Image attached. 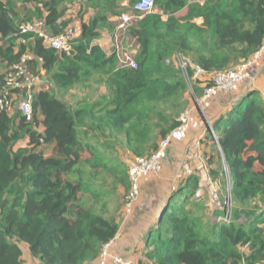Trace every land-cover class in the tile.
<instances>
[{
	"label": "trees",
	"instance_id": "obj_1",
	"mask_svg": "<svg viewBox=\"0 0 264 264\" xmlns=\"http://www.w3.org/2000/svg\"><path fill=\"white\" fill-rule=\"evenodd\" d=\"M135 1L121 6L118 0H0V93L7 70L24 55L31 57L30 71L39 76L43 71L52 87L32 95L29 122L18 110H0V264H25L19 244L41 264L95 263L121 221L106 216V202L99 209L87 206L84 195L105 198L102 176L110 173L121 175L129 190L118 150L123 146L130 153L127 167L154 153L184 122L178 110L187 85L165 61L180 54L204 72L191 83L199 99L209 76L243 64L263 45L264 0H154L153 12L140 19L132 10ZM76 3L80 33L69 54L44 45L38 35L19 33L21 24L43 20L49 36L61 34ZM86 6L97 11L88 22ZM185 8L184 17H174ZM126 13L138 19L127 29L136 43V68L119 66L115 49L108 54L96 44L99 31L110 24L107 17ZM196 18L201 28L190 23ZM85 81L106 89L97 105L72 109L57 98L55 89ZM247 90L232 93L210 124L216 142L207 132L198 141L207 178L220 185L227 184L224 174L228 178L229 223L223 210L213 214L221 217L217 223H204L200 205L191 202L198 176L182 175L144 238L154 264H264V100ZM101 104L104 109L95 111ZM168 107L178 111V119L169 116ZM24 139L27 148L14 150Z\"/></svg>",
	"mask_w": 264,
	"mask_h": 264
},
{
	"label": "rangeland",
	"instance_id": "obj_2",
	"mask_svg": "<svg viewBox=\"0 0 264 264\" xmlns=\"http://www.w3.org/2000/svg\"><path fill=\"white\" fill-rule=\"evenodd\" d=\"M119 4H121V6H127L128 4V0H118ZM81 8V6L76 3L74 5H71L67 15H66V19H70L71 22V27L73 29V34H74V38L78 37V33H80V22L78 21V15L77 12L79 11V9ZM98 8L103 9V6H99ZM85 9L87 10V14L84 17V20L86 22H88L91 18H93L95 16V14L97 13V11L95 9H92L91 7H85ZM101 11V10H100ZM187 13V8L181 10L180 12L176 13L174 15V17L176 18H180V17H184ZM130 18H131V23L128 26H125L124 28H119V21L116 20V27H115V31H114V35L112 37V42L108 41L109 40V32L108 29L104 30L103 27L100 30V36L99 39L96 41V44H98L100 47L103 48H107L110 45L112 46L111 48L115 49L116 54H117V61H118V65L122 66V62L125 60V57H128L130 59L133 58V56L135 55L137 49H136V43L135 41L133 42L134 44L131 45V40L129 39L128 41V28L130 26H134L136 24V21H138V19L136 18V16H134L131 13H126ZM108 16V14H107ZM107 18H111V17H107ZM114 20V18H112ZM162 19L164 21H166L167 17L165 15L162 16ZM75 22V23H74ZM180 26L185 27L187 22L184 21H179ZM191 24L198 26V27H202V20L200 18H196L194 20H192L190 22ZM188 23V24H190ZM107 24H104V26H106ZM103 26V25H102ZM109 26V25H107ZM119 30V31H118ZM191 33L193 34V32L191 31ZM108 34V35H107ZM203 34V38L204 40H206L208 43L210 41V36L208 34V32L205 34V32H201L200 35ZM192 36V35H190ZM191 41L194 42L195 41V37H191ZM112 43V44H111ZM195 43V42H194ZM102 45V46H101ZM177 55L180 54H174L170 59H168L167 61H165V65H170L174 68H177V64L175 61V57ZM187 60H189V57H185ZM126 66V65H125ZM189 74H190V80L185 81L186 85H187V90L185 93V98L183 101V106L178 110L179 111V116L182 117V120L188 123V125L190 126L191 123H197L198 127H200L201 129H206V121H209V119L206 116V111L207 109H209L212 105V101H211V105L210 107H208L206 110H204L203 112L201 111L199 104H198V98H196V96L193 93V90L191 89L192 86V81L199 79V77H197L195 75L196 73V69L194 64H192L191 59L189 60ZM178 69V68H177ZM4 72L6 71L5 69L3 70ZM41 78V83H42V88L38 87L37 89L39 90H48L51 87V84L48 80V78L45 77L44 72ZM258 76H260V78H263L264 76V66L261 68V70L258 72V74L256 75L255 78H257ZM255 80V79H254ZM253 80V81H254ZM201 87V86H200ZM46 88V89H45ZM57 98L62 100L65 104H67L69 107H71L72 109H77L80 106H86L87 104H95L97 105L100 101L101 96H107V92L106 89L104 88L103 85L100 84H95L91 81H85L83 83L77 84L75 86H72L66 90H57L55 89ZM217 98H220L222 100V102H229L230 100H232L234 97V95L232 93H219L217 95ZM21 101V100H19ZM18 101V102H19ZM14 105L17 106V102L15 101V104L13 103V105L10 107L9 109V113L12 114L14 112V110H16V108H14ZM105 107L104 104L98 105L95 107V111L101 112V110H103ZM166 108V107H165ZM178 111L177 113H175L173 110H171L170 107H168V114L169 116H171L174 119H178ZM195 121V122H194ZM155 122H158V119H155ZM165 123H161L162 126ZM27 140L24 139L20 142H18L15 147L14 150L19 149V148H27L26 145ZM196 144L194 143H184L182 145V150L184 151V158L181 157V160H176L175 162H171L169 164H167L166 168L162 167L164 169L165 174L168 176L172 175L173 172L178 174L182 173V166L183 164L187 163L189 165V167L191 168V171L195 172L198 176V178H196L197 180L195 181V183H193L191 185V190H193L194 195L193 198L191 199V202L193 204H198L200 205L201 210L198 213V216L200 218H202V220L204 221V223H207L209 220L211 223H217L221 217L220 216H214V212L223 210L225 211V205L226 202H228L229 204V191H230V186L228 183V178L226 179V175L224 174L225 177V181L227 180V184L225 185H220L218 182H214L211 179L207 178V170L205 169V167H201V164L199 165V160H201V156H202V151H201V147L200 146H195ZM120 147V146H119ZM148 154H144L142 157L147 156ZM117 158L119 157L121 159L122 162L125 163V168L126 164L131 160V156L130 153L123 148L118 150V154L116 156ZM119 159V160H120ZM164 162V161H163ZM202 164L203 160L201 161ZM122 169V167H121ZM162 169V170H163ZM223 169L224 172L226 173V166L223 163ZM162 172V171H161ZM170 172H172L171 174H169ZM160 174H158L157 176H152V177H156L158 178ZM104 176V175H103ZM102 176V178L104 180H106V186L103 187L104 190L107 191V196L105 198L102 199H90L89 194H85L84 195V203L89 206V207H93V209H99V206L106 202V216L107 217H114L118 220L122 221L126 218V216L128 214H130L129 212L126 211V209L123 207V204L125 203V197L128 193V188L124 187V184L121 183L120 181V176H118L117 178H113V173L107 174L104 177ZM201 179V180H200ZM199 180L201 182H199ZM98 181V179H97ZM114 184V185H113ZM96 190H101L99 187ZM168 194H166V196L161 199V201L165 200V198L167 197ZM140 197V196H139ZM138 201V200H137ZM93 203V204H91ZM230 205V204H229ZM134 206V205H133ZM223 218V217H222ZM156 219V214L154 215V217L146 219L142 222L144 223H149L150 221L153 222ZM211 219L213 220V222L211 221ZM243 221V220H241ZM148 224L144 227L145 229L148 228ZM144 235L139 237V241L138 243L133 242L134 240L131 241V243L127 244L126 247H124L123 252H121V250L115 251L113 249L114 244L112 245V247H110V253L112 255H117L122 257L123 259H126L128 261L131 262V264H154L153 260L150 259L149 257H147L146 253L148 252V249L146 248V245L144 243ZM136 243V244H135ZM20 248L22 250V255H23V259L25 261V264H41L40 261L38 259L32 258L30 257L29 253H28V249L26 246L19 244ZM243 251H246L245 249H242ZM93 264H96L93 263Z\"/></svg>",
	"mask_w": 264,
	"mask_h": 264
},
{
	"label": "built area",
	"instance_id": "obj_3",
	"mask_svg": "<svg viewBox=\"0 0 264 264\" xmlns=\"http://www.w3.org/2000/svg\"><path fill=\"white\" fill-rule=\"evenodd\" d=\"M132 10L140 14V17H138V19H140L142 16L153 12L154 0H136L132 6ZM118 21L119 28L121 29L130 25L131 18L127 14H123L119 17ZM19 33L38 35L43 38L44 45L66 54L70 53L72 42L75 39L71 26L65 28L64 31L57 36H49L47 32H45L43 20H33L32 22L21 24L19 27ZM30 58L31 57L27 55L22 56L18 63L7 70L4 78V87L0 93V110L7 109L9 111L10 107L13 103L15 104L16 101L17 106L14 105V108L20 112L26 122L31 120L30 102L32 95L39 90L37 88L41 85V77L30 71L27 62ZM124 59L125 60L122 62L123 65L136 68V64L132 59L128 57H125ZM175 61L181 76L188 82V80H190L188 75L189 60L181 55H177ZM263 66L264 41L261 49L243 64L238 65L232 70L215 73L208 77L210 85L203 84L202 95L198 99L201 111L203 112L210 107L212 98L217 93H236L239 91L241 85L251 83ZM195 69V75L199 77V79H202L204 72L196 66ZM22 93H24L23 98L19 96ZM188 129V123L183 122L181 126L172 130L166 137L160 140L157 150L154 153L147 157L137 158L129 163L127 166V174L130 184L124 205L127 212L130 213L132 211L133 205L139 199L141 180L146 176H157L161 173L163 161L166 158L168 149L174 144L183 142L186 138ZM205 132H207L216 142V136L212 131L209 121H206V129L200 134L202 135L200 136L201 138L204 136L203 134H205ZM198 141L199 140H197L196 143H198ZM191 174L192 171L189 165L187 163L183 164L181 175ZM200 180L199 182H201ZM225 208L223 221L229 223L230 212L228 202H226ZM113 243L114 242L112 241L103 247L96 260V264H131L130 261L110 253V247H112Z\"/></svg>",
	"mask_w": 264,
	"mask_h": 264
},
{
	"label": "crops",
	"instance_id": "obj_4",
	"mask_svg": "<svg viewBox=\"0 0 264 264\" xmlns=\"http://www.w3.org/2000/svg\"><path fill=\"white\" fill-rule=\"evenodd\" d=\"M114 18V20L112 19ZM119 17H111L108 18V22L110 24H108L109 26H103V29L106 30L108 28H110L108 30L109 32V40L110 42H112V37L114 35V31L116 30V20L118 21ZM75 23V22H74ZM71 26V25H69ZM119 31V30H118ZM46 32V31H45ZM101 31H99L100 34ZM79 35V33H78ZM128 41L129 39L131 40V45L134 44V40L128 36ZM112 44V43H111ZM102 46V45H101ZM112 46L110 45L107 48H103L108 54L111 52L110 50ZM43 74V71L41 72V75ZM40 87L42 88V83L40 85ZM247 88H249V90L251 89L252 91H257L259 92L260 96L262 97V99L264 100V76L263 78H260V76H258L257 78H255L254 81H252L249 84H245V85H241L239 91L237 92L238 95H243L245 92H247ZM46 89V88H45ZM220 93V92H219ZM217 93L213 98H212V105L209 109H207L206 111V116L209 119L210 124L213 122V120L215 119V116L217 115L218 112H220L225 106L226 103L222 102V100L220 98H217L218 94ZM195 122V121H194ZM41 129H39L40 131ZM202 132H204L203 129H201L200 127H198L197 123H191V125L189 126V129L187 131V135L185 140L183 141L184 143H196L197 140H199L202 136L200 135ZM204 135V134H203ZM27 140V139H26ZM183 142L178 143V144H174L172 145L166 154V158L163 162V167L166 168L167 164L171 163V162H175L176 160H181V157H185L184 155V151L181 149ZM27 144V142H26ZM199 142L196 143L195 146H198ZM199 162V165L201 164V167H204L203 164L201 163V160L197 161ZM164 168V169H165ZM163 169V168H162ZM164 169L162 170V172L160 173L159 177H152V176H146L141 180V187H140V197L138 199V201L134 204L132 212L130 214H128L126 216V218L122 221L118 234L116 236V238L113 240V249L115 251L121 250V252L125 253L123 250L124 247H126L127 244L131 243L132 240H134L133 242L138 243L139 241V237L146 236L148 229L150 228V226H152L153 222H149V223H144L142 221L152 218L154 217V215L156 214V217L158 215V213L160 212L161 208L164 206L165 201L168 197L165 198V200L161 201V199L163 198V196L166 194L170 193V190L172 189V187L174 186V184L181 178V174H178V172L174 173L172 175H166L164 172ZM172 172H170L169 174H171ZM164 196V197H165ZM149 225L148 228H144L146 225ZM135 243V244H136Z\"/></svg>",
	"mask_w": 264,
	"mask_h": 264
},
{
	"label": "water",
	"instance_id": "obj_5",
	"mask_svg": "<svg viewBox=\"0 0 264 264\" xmlns=\"http://www.w3.org/2000/svg\"><path fill=\"white\" fill-rule=\"evenodd\" d=\"M239 96H241V94Z\"/></svg>",
	"mask_w": 264,
	"mask_h": 264
}]
</instances>
